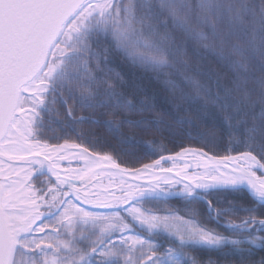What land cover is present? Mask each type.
Masks as SVG:
<instances>
[{
	"label": "snow or ice",
	"instance_id": "obj_1",
	"mask_svg": "<svg viewBox=\"0 0 264 264\" xmlns=\"http://www.w3.org/2000/svg\"><path fill=\"white\" fill-rule=\"evenodd\" d=\"M169 22L189 37L218 41L232 86H222L216 75L213 93L197 76L211 79L214 73L188 74L175 38L161 35ZM102 42L108 47L100 51ZM109 51L157 78L174 72L190 86L184 91L165 80L180 92L173 123L196 129L195 137L188 136L199 147L129 168L106 141L84 146L44 139L47 123L60 115L57 101L66 106L72 100L93 115L109 109L100 115L111 117L103 123L117 136L124 126L149 123L143 114L153 111L152 98L138 101L118 90L123 82L107 67ZM184 102L218 108L227 140L200 132V117L189 114ZM66 117L70 124L88 119L76 118L72 108ZM155 119L163 122L160 114ZM187 156L195 166L164 167ZM3 157L23 166L6 168L0 159V264H200L193 253L225 248L239 252L242 264L246 256L248 264H264V257L250 259L264 249V0H0ZM63 161L69 165L61 167ZM173 198L204 210L193 207L185 219L144 207ZM161 236L167 248L157 243Z\"/></svg>",
	"mask_w": 264,
	"mask_h": 264
},
{
	"label": "trees",
	"instance_id": "obj_2",
	"mask_svg": "<svg viewBox=\"0 0 264 264\" xmlns=\"http://www.w3.org/2000/svg\"><path fill=\"white\" fill-rule=\"evenodd\" d=\"M259 0H257V3ZM204 31L208 32L207 28ZM161 35L165 33L175 38V44L182 49V54L178 58L182 61H187V71L189 75H196V70L200 69L202 72L214 73L211 79L207 75H199L197 79L201 84L212 89L213 93L217 90L216 75L220 77V84L232 86L231 81L233 73L227 67L225 61L219 58L218 41H214L209 35L208 40H199L195 36L189 37L179 30L172 28L169 22L168 28L160 29ZM208 44L209 48H204L203 45ZM106 43H101L100 51L107 48ZM108 58V68L113 70V73H119L122 78L123 88L118 86L119 91H124L129 97H135L138 101L145 96L152 98L154 109L151 112H145L143 118L149 121L142 127L129 128L124 126L121 129V134L109 132L104 126L103 121L111 117L101 116L100 113L110 111L109 109H98L93 115L92 110H82L72 100L68 101L66 106H62L59 101L54 105L55 109L60 113L59 116L50 119L47 123L44 139L49 143H64L65 140L74 143H80L84 146L97 145L98 142H107L116 149L118 160L122 162L125 167H140L145 163H151L158 159L160 155L174 154L180 151L181 147H199L200 143L196 139H190L188 133L191 132L193 137L196 135V129L187 125L177 126L173 123L177 113L174 108V97L179 96L180 92L173 93L170 87L165 84V80L171 79L176 81L184 91H190V86L184 83L178 75L174 72L171 76H160L157 78L156 73L145 71L144 69L134 66L122 56L116 55L109 51L106 53ZM103 66V65H102ZM183 65L177 64V68ZM67 98V97H65ZM184 109L193 116H199L198 130L200 132H216L218 136L227 140L226 125L224 123V114L218 109L209 106L206 110L201 107V102H194L189 104L184 102ZM67 108H72L75 117H88L83 123L70 124L66 117ZM258 110V109H257ZM156 114H160L163 122H158L155 119ZM184 113L182 112L181 115ZM134 120L141 119L140 116L131 117ZM95 119L100 123H92ZM64 121V123H57L56 121ZM51 129V130H49ZM53 137H56L55 139ZM124 137H128L127 142H122ZM237 138H240L239 135ZM99 151V148L97 147ZM106 152L111 153V149L105 148ZM238 151H243V148H238ZM220 155L226 153L221 149ZM231 154L235 155L236 151ZM219 198L232 199L230 193H219ZM144 207L151 209L161 214L165 212H172L176 217H189L190 209L196 208L203 212L204 205L196 204L186 206L185 203L179 199H169L167 202H151L144 205ZM243 215V214H241ZM204 222H207L205 216H201ZM210 227H217L215 224H210ZM218 231L227 235L223 228H217ZM157 243L163 244L167 248L168 242L161 236ZM163 251V249H162ZM193 255H196L200 264H242L241 255L239 252L232 251L225 248L223 251L201 249ZM264 257V249H256L251 256L252 261H259ZM244 264H248L246 256Z\"/></svg>",
	"mask_w": 264,
	"mask_h": 264
},
{
	"label": "rangeland",
	"instance_id": "obj_3",
	"mask_svg": "<svg viewBox=\"0 0 264 264\" xmlns=\"http://www.w3.org/2000/svg\"><path fill=\"white\" fill-rule=\"evenodd\" d=\"M185 162H187V163H191V164H196V161L194 160V158L193 157H191V156H187V157H185V159H184V161H177L176 163H175V165L173 164V162H171V161H169V162H167V163H164V167H173L174 169H175V167H179L180 165H182L183 163H185ZM69 165V162L68 161H65V162H61V167H67ZM17 166H19V165H17ZM23 166V165H22ZM71 166L72 167H77L78 166V164H77V162L75 161H72L71 162ZM193 166H195V165H193ZM145 178H148V177H143L142 179H145ZM149 179V178H148ZM145 181V180H144ZM104 183L105 184H107L108 183V181H107V179L105 178L104 179Z\"/></svg>",
	"mask_w": 264,
	"mask_h": 264
},
{
	"label": "water",
	"instance_id": "obj_4",
	"mask_svg": "<svg viewBox=\"0 0 264 264\" xmlns=\"http://www.w3.org/2000/svg\"><path fill=\"white\" fill-rule=\"evenodd\" d=\"M0 159H4V160H5V165H4V166H5L6 168H7L8 163L13 164V166H17V165L22 166V165H23V162H21V161H11V162H8L7 159H6V157L0 158ZM162 163H163V162H162ZM169 175H172V174H169ZM145 177H147V176H145ZM148 178H149V177H148ZM148 178L142 179L141 182H144V180L146 181Z\"/></svg>",
	"mask_w": 264,
	"mask_h": 264
}]
</instances>
